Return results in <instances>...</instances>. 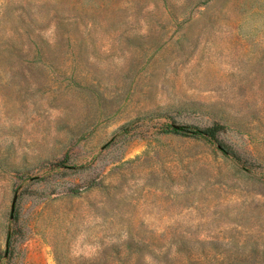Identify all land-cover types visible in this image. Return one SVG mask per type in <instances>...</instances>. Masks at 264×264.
<instances>
[{"label": "rangeland", "instance_id": "rangeland-1", "mask_svg": "<svg viewBox=\"0 0 264 264\" xmlns=\"http://www.w3.org/2000/svg\"><path fill=\"white\" fill-rule=\"evenodd\" d=\"M0 264H264V0H0Z\"/></svg>", "mask_w": 264, "mask_h": 264}, {"label": "trees", "instance_id": "trees-1", "mask_svg": "<svg viewBox=\"0 0 264 264\" xmlns=\"http://www.w3.org/2000/svg\"><path fill=\"white\" fill-rule=\"evenodd\" d=\"M204 133L207 134L208 136H211L209 131H205Z\"/></svg>", "mask_w": 264, "mask_h": 264}]
</instances>
